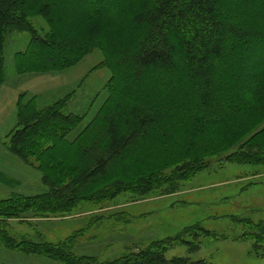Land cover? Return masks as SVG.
Instances as JSON below:
<instances>
[{
	"label": "trees",
	"instance_id": "trees-1",
	"mask_svg": "<svg viewBox=\"0 0 264 264\" xmlns=\"http://www.w3.org/2000/svg\"><path fill=\"white\" fill-rule=\"evenodd\" d=\"M34 17L46 21L43 34ZM12 33L30 34L14 55L18 76L63 73L98 51L77 87L100 69L109 79L88 121L69 111L76 90L46 106L20 93L7 149L46 190L0 200V248L61 264H214L166 257L178 246L197 252L210 237L251 241V254L264 256V220L239 216L231 220L240 234L197 222L102 262L74 251L97 218L57 242L12 232L16 221L66 220L123 196L129 204L183 194L216 160L264 167V0H0V88Z\"/></svg>",
	"mask_w": 264,
	"mask_h": 264
},
{
	"label": "rangeland",
	"instance_id": "rangeland-1",
	"mask_svg": "<svg viewBox=\"0 0 264 264\" xmlns=\"http://www.w3.org/2000/svg\"><path fill=\"white\" fill-rule=\"evenodd\" d=\"M31 21L42 34L48 30L44 18L34 17ZM29 40V33L9 35L5 48L7 81L14 84L15 88L23 87L29 93L38 95L40 106L49 105L76 90L78 95L71 102L69 111L88 114V121L106 96L103 88L109 73L105 69L97 70L84 81L81 88L77 85L100 62V52L92 53L78 66L63 73L18 76L13 70L14 55L25 50ZM15 123L16 111H9L4 118H0V200L12 192L32 196L46 190L41 175L12 156L7 149V135ZM184 192L129 204L126 203V196H123L109 203L106 209H95L66 220L55 219L45 223L32 220L35 227L18 224L16 221L12 223L16 231L12 232L19 234L22 231L38 239L35 232L39 231L44 240L57 242L86 228L97 218V225L85 231L74 251L81 255L95 256L102 262L120 257L138 244L144 247L151 241L173 236L197 222H202L207 230L217 234L237 235L243 228L233 222L231 216L254 222L264 220V167L234 165L216 160ZM112 214L115 218H108ZM202 242L197 252L191 254L187 246H178L168 251L166 257H191L193 260H207L214 264H264V256L251 254V241L237 242L207 237ZM0 264L61 263L0 248Z\"/></svg>",
	"mask_w": 264,
	"mask_h": 264
},
{
	"label": "crops",
	"instance_id": "crops-1",
	"mask_svg": "<svg viewBox=\"0 0 264 264\" xmlns=\"http://www.w3.org/2000/svg\"><path fill=\"white\" fill-rule=\"evenodd\" d=\"M28 91L26 88H15L14 84H10L7 81L0 88V118H4V115L9 111H16V103L20 93Z\"/></svg>",
	"mask_w": 264,
	"mask_h": 264
}]
</instances>
